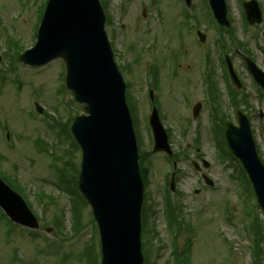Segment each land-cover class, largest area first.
I'll return each instance as SVG.
<instances>
[{
  "label": "rangeland",
  "instance_id": "1",
  "mask_svg": "<svg viewBox=\"0 0 264 264\" xmlns=\"http://www.w3.org/2000/svg\"><path fill=\"white\" fill-rule=\"evenodd\" d=\"M45 1L0 0V170L11 182L24 187L23 195L42 227L38 232L17 226L12 228L0 213V264H86L83 252L93 243L97 251L99 245L91 208L79 206L80 222L73 218V206L78 202V196L67 180L75 175L72 168L80 169L81 152L67 139L61 127L52 130L56 122L61 126L68 125L72 118L85 114L84 107L73 102L71 93L65 88L64 63L56 61L32 69L14 60L20 54L19 45L25 49L34 47ZM105 1L111 18V26L107 23L106 31L118 65L126 68L123 76L130 84L127 91L136 102L140 152L153 151L149 126L153 105L149 104L148 95L154 87L173 150L180 155L176 160L177 189L171 199L172 206L180 209L184 228L177 238L169 231L165 217L173 162L164 154L152 155L145 162L149 178L145 191L148 217L142 242L149 264H178L176 254L181 255L189 246L191 264H257L254 238L249 232L252 224L249 215L255 214V223L261 211L256 208L254 198L245 196L250 187L238 179L239 162L219 157L218 145L222 144L223 138L215 139L214 111L205 103L198 74L199 50L186 27L179 1ZM243 1L249 0H227L232 27L222 35L227 40L229 51L226 53L234 57L235 69L244 80L243 92L252 108L248 113L245 107L240 110L251 120L257 148L264 161V117L260 116L261 112L264 114V102L251 75L235 56L236 47L232 48L230 43L231 37L235 42L249 43L257 64L264 71V25L245 31ZM258 1L264 10V0ZM194 4L193 11L202 20H197L198 28L207 36L210 50L209 78L214 70L216 73L221 102V106H217L218 115L223 113L229 122L236 124L238 109L230 103L232 84L226 78L223 65L225 52L216 43L220 31L216 26L212 27L211 21L202 19L208 9L206 0H194ZM178 65L180 72L175 74L180 77L175 79L172 70ZM37 102L45 109L42 115L33 110V103ZM197 104L203 106V111L200 118L194 119L193 108ZM38 146L43 152L38 151ZM68 152L71 157L67 156ZM200 157L212 164L210 170L204 172L215 181L213 188L207 187L201 174L193 168L192 163ZM66 162L70 167L65 166ZM61 168L65 171L64 185L58 176ZM72 182L74 185V180ZM196 190H200L199 195L195 194ZM56 216L62 224L56 222ZM261 217L263 222L259 224L262 223L264 233V217ZM75 222L83 228L77 231ZM49 228L51 233L47 231ZM262 245L264 264V241Z\"/></svg>",
  "mask_w": 264,
  "mask_h": 264
},
{
  "label": "water",
  "instance_id": "2",
  "mask_svg": "<svg viewBox=\"0 0 264 264\" xmlns=\"http://www.w3.org/2000/svg\"><path fill=\"white\" fill-rule=\"evenodd\" d=\"M209 1L220 25L229 27L226 0ZM245 6L250 23L260 24L262 15L257 3L252 1ZM105 25L106 16L99 0H49L38 42L20 61L35 68L58 59L64 61L66 87L79 104L85 105L87 113L76 119L72 133L82 149L78 187L91 205L99 226L101 264H144L141 242L144 183L138 146L126 102V85ZM248 63L256 81L264 88V73L251 61ZM230 70L238 85L231 67ZM199 110L195 109V117ZM238 117L240 128L229 124L227 141L243 163L264 212V165L258 156L249 120L241 112ZM150 123L155 137L154 152L172 155L156 110ZM205 180L213 185L207 177ZM0 206L19 225L40 229L23 199L1 179Z\"/></svg>",
  "mask_w": 264,
  "mask_h": 264
},
{
  "label": "trees",
  "instance_id": "3",
  "mask_svg": "<svg viewBox=\"0 0 264 264\" xmlns=\"http://www.w3.org/2000/svg\"><path fill=\"white\" fill-rule=\"evenodd\" d=\"M110 24V23H109ZM130 100V99H129ZM129 104H130V107H131V110L132 111H134V109L132 108V106H131V103L129 102ZM68 156H70L71 157V154H70V152L68 153ZM146 159H145V157L144 156H141V163H144V161H145ZM142 167H143V169H142V171H143V174H144V176H146V172H145V168H144V166H143V164H142ZM72 169H74V174L75 175H73V176H71V177H69V179L67 180V181H69V183L68 184H71L72 185V187H74V191L76 192L75 194H77V196H78V198H80V195H79V193H78V189H77V179H78V175H77V172L78 171H76L77 169L76 168H72ZM65 173V172H64ZM64 173H63V175H64ZM72 174V173H71ZM70 174V175H71ZM76 176V177H75ZM72 180H74V185H73V182H72ZM65 179H64V184H65ZM78 204L81 206V204L82 205H84L85 204V202L80 198V201L78 202ZM146 207H147V205L145 206V212H146ZM166 218H167V222H168V226H169V229L170 230H173V232H174V230L176 229V228H180L181 226H180V224L178 223V219L180 218V215L178 216L177 214H176V209L171 205V203H169L168 202V205H167V207H166ZM74 218H75V220H76V222L77 223H79L80 222V220H81V215H80V213L78 212V210H77V212L75 213V215H74ZM180 231V230H179ZM258 237L260 238H258L257 239V248H258V250H259V255H261V243H260V241H261V238H262V234L259 232V235H258ZM88 257H89V255H88Z\"/></svg>",
  "mask_w": 264,
  "mask_h": 264
},
{
  "label": "flooded vegetation",
  "instance_id": "4",
  "mask_svg": "<svg viewBox=\"0 0 264 264\" xmlns=\"http://www.w3.org/2000/svg\"><path fill=\"white\" fill-rule=\"evenodd\" d=\"M197 39V38H196ZM198 40V39H197ZM203 41L205 42L204 44H203V46H206L207 44H208V42H207V36H205V37H203ZM195 45H196V47L199 49V47H198V45L199 44H196L195 43ZM179 51H180V48H179ZM236 55L238 56V58L242 61V63H243V66L245 67V68H247V65H246V62H245V60H246V58H251L253 61H257V59H256V57H255V55H253L252 53H249L248 52V49H246V47H245V45H240L237 49H236ZM175 59L173 58V61H174ZM177 60H178V58H177ZM173 61H172V64L174 65V63H173ZM204 64H203V62H202V60H201V55L199 54V67H198V72H201V68H202V66H203ZM206 65H207V70H206V72H208V69H209V58H206ZM172 72H173V74H172V77L173 78H179L180 76L179 75H177V74H175V72H180V65H178V66H175L174 68H173V70H172ZM214 72V71H213ZM238 72V71H237ZM240 75V74H239ZM240 77H241V75H240ZM242 78V77H241ZM243 81V88H244V80H242ZM211 86H212V84H211ZM242 91V90H241ZM240 91V92H241ZM244 91V90H243ZM245 93L244 92H241L240 94H239V96H238V101H239V103H244L245 102ZM222 116L224 117V115L222 114ZM228 120H225V125L228 123L227 122ZM202 160H203V158H201L200 159V162H202Z\"/></svg>",
  "mask_w": 264,
  "mask_h": 264
}]
</instances>
